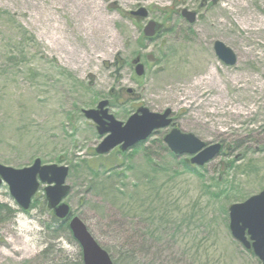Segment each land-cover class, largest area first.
I'll return each instance as SVG.
<instances>
[{
    "label": "rangeland",
    "instance_id": "1",
    "mask_svg": "<svg viewBox=\"0 0 264 264\" xmlns=\"http://www.w3.org/2000/svg\"><path fill=\"white\" fill-rule=\"evenodd\" d=\"M140 7L146 19L132 13ZM184 8L203 18L190 24ZM149 20L164 23L152 41ZM216 40L235 50V65L218 57ZM138 54L143 78L118 70ZM121 86L151 108L171 107L186 131L223 150L193 166L162 130L104 155L119 176H95L84 162L103 138L82 110ZM36 158L70 166L72 215L55 220L45 185L27 211L0 186V202L16 210L0 221V264H84L67 230L73 216L115 264H262L233 237L229 207L264 189V0H0V162Z\"/></svg>",
    "mask_w": 264,
    "mask_h": 264
},
{
    "label": "water",
    "instance_id": "2",
    "mask_svg": "<svg viewBox=\"0 0 264 264\" xmlns=\"http://www.w3.org/2000/svg\"><path fill=\"white\" fill-rule=\"evenodd\" d=\"M132 13L142 19L149 16V11L145 7H140ZM182 14L191 23L197 20L195 10L184 8ZM163 27V23L149 20L144 34L153 37ZM214 49L218 57L227 65H235L238 62L237 53L223 41L217 40L214 43ZM133 63H135L136 74L142 77L145 74L144 63L140 61L139 56L133 60ZM108 105L109 100H102L96 108L83 110L86 118L96 123L99 134L105 135L95 148L97 154H108L117 147L127 151L147 140L153 131L168 127L171 122L170 108L164 113H159L147 107H141L124 123L109 112ZM165 142L175 154L191 155L189 162L198 166H203L215 159L222 150V143L207 144L195 134L183 132L178 128H174L166 135ZM69 172L68 165L43 164L41 158H36L31 165L21 168L0 162V186L7 184L17 204L24 210H28L34 196L40 191L41 186L45 185L44 191L49 209L53 210L56 217L64 220L72 215L71 206L64 201L72 189L67 183ZM229 213L233 237L246 249L252 250L264 264V189L245 201L233 203L229 207ZM69 226L82 246L84 264H115L111 254L99 244L83 219L74 216Z\"/></svg>",
    "mask_w": 264,
    "mask_h": 264
},
{
    "label": "flooded vegetation",
    "instance_id": "3",
    "mask_svg": "<svg viewBox=\"0 0 264 264\" xmlns=\"http://www.w3.org/2000/svg\"><path fill=\"white\" fill-rule=\"evenodd\" d=\"M204 4L202 3L201 7H204ZM199 13H200V11H199ZM149 40L152 41V40H155V38H152ZM137 56H139L140 61L143 62L142 54H138ZM133 59L130 62L129 61H127V62L122 61V64L124 65V67L129 65L131 68H133L135 75L137 76L136 70H135V63H133ZM156 60L157 59H155L154 61H156ZM120 77L117 79H120ZM138 78H140V77H138ZM141 87H142V84L140 82L139 88H141ZM108 95L109 96L107 98H104V99L109 100V108H110L111 113H114L112 111V108L120 110L122 117H120V116H117V117L119 120H122L124 123H126L128 121V119L131 117V115L136 113L139 110V108H141V107H148L151 111L160 112V113H164L169 108V107H167L164 110H157V109L151 108L150 106H148L147 103H145L143 97H141V95L139 93H137L131 87H122L121 86L118 90H116L115 88H112L111 90H109ZM171 110H172L171 114L169 115V119L171 120L170 125L165 129H159V130L153 131L152 135L149 138L153 137L154 135H156L157 133H159L162 130L166 131L164 134V138L174 128H178V129H181L182 131H186L183 128V124L181 123L183 121L182 115H180V114L177 115L173 109H171ZM149 138L147 140L141 142L140 144L146 143L149 140ZM164 138H163V140H164Z\"/></svg>",
    "mask_w": 264,
    "mask_h": 264
},
{
    "label": "trees",
    "instance_id": "4",
    "mask_svg": "<svg viewBox=\"0 0 264 264\" xmlns=\"http://www.w3.org/2000/svg\"><path fill=\"white\" fill-rule=\"evenodd\" d=\"M114 153H121V152L116 150V151H114ZM104 158H107V157H104L102 155H97L95 153L93 160L85 161L84 163L86 164V167L89 168L90 171H92V173L97 177H100V175H101L100 169H102V168H104L105 174L115 172V174H113V175L119 176V173L116 172L117 165L115 163H109V162H108V164L102 163ZM74 167H75V165L72 166V168H74ZM187 167H189V166H187ZM34 202H36V200ZM32 206L34 207V203L32 204ZM14 211H16V210L13 209L8 204L0 202V221L9 219L15 213ZM54 218H55V220H59L55 216H54ZM63 224H68V223L63 222ZM68 226H69V224H68ZM68 229H69V227L67 228V230Z\"/></svg>",
    "mask_w": 264,
    "mask_h": 264
}]
</instances>
